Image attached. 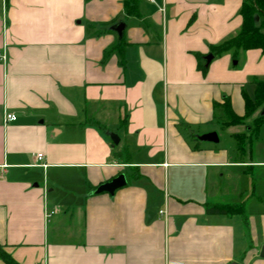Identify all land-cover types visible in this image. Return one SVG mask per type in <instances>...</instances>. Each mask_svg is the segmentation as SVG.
<instances>
[{"label":"crops","instance_id":"obj_1","mask_svg":"<svg viewBox=\"0 0 264 264\" xmlns=\"http://www.w3.org/2000/svg\"><path fill=\"white\" fill-rule=\"evenodd\" d=\"M125 1L0 0V245L19 264H264V181L244 180L264 157L197 137L226 97L243 116L264 79L260 49L198 67L239 29L242 0ZM118 21L121 55L105 53ZM224 178L246 225L205 212L228 202Z\"/></svg>","mask_w":264,"mask_h":264},{"label":"trees","instance_id":"obj_2","mask_svg":"<svg viewBox=\"0 0 264 264\" xmlns=\"http://www.w3.org/2000/svg\"><path fill=\"white\" fill-rule=\"evenodd\" d=\"M133 0H126L124 2V7L128 13H131L133 7L129 4ZM239 15L241 17V24L237 32L228 39L221 41L216 45H212L210 52L212 55H219L225 51L233 50L245 51L248 49H260L264 50V0H242ZM123 37H119L110 49L105 51L120 52L123 46ZM199 56L198 67L201 71L205 72L207 66L203 60L202 55ZM254 91L252 96H248L245 91H242L245 113L243 116H238L235 114L233 109L230 106L229 98L226 97L223 100L222 107L226 114L227 120L224 122L226 126L235 125L243 123L244 118L249 117L254 111L255 108L259 105L261 110L258 113L256 120V126L261 122H264V112H262L264 106V79L254 80ZM182 125V124H181ZM185 127V125H182ZM232 136L236 140V151L238 154L244 152V137L242 133H233ZM205 212L207 214H226L233 215L238 214L242 217L244 224H247L245 207L243 202H222V203H210L205 206ZM0 259L4 264H19L13 259V257L6 252L3 247L0 245Z\"/></svg>","mask_w":264,"mask_h":264},{"label":"rangeland","instance_id":"obj_3","mask_svg":"<svg viewBox=\"0 0 264 264\" xmlns=\"http://www.w3.org/2000/svg\"><path fill=\"white\" fill-rule=\"evenodd\" d=\"M237 60H238V63L235 64L234 62H237ZM230 62L231 64L232 63L234 64L231 66L233 69H240L244 63L241 52H239ZM251 95L252 94L250 92V96ZM261 106L262 105L257 106L255 108V111L249 117L244 118L243 123L229 125V126H226L224 123L227 120V118L225 117V115H223L222 113L223 111L215 110V118L213 122L211 123V125L208 127L212 128L211 130L216 132V134L218 135L219 141L216 144L218 146H222L225 148H231L233 153L236 152L237 158L242 157L243 159L249 162L256 160V159L263 158L264 157V122H261L260 124L256 126V120H255V118L257 117L258 113L261 110ZM208 127L196 126L194 128V131L199 132L201 130H205V128H208ZM233 133L243 134L245 150L241 154H238L236 151V140L232 136ZM242 169L245 172V168H242ZM262 169L264 168H257V167L254 168V171H253L254 179L249 169L244 180L246 181L247 184H249L250 187H251L252 181L256 182L258 186H261V181H264V176L262 175L263 174ZM229 183H230V180L224 178L222 184L226 186V189L228 190V192L225 193L226 195L223 197V200L228 201V202H234L235 200L234 198H236L235 193L231 190ZM248 192L250 193L249 190ZM260 196L264 200V195L261 194ZM246 198H247L246 194H242V196L238 200L241 201ZM253 203H257V202L254 201ZM257 204H255V206ZM251 208H252V202H250V205L248 206L246 210L247 213Z\"/></svg>","mask_w":264,"mask_h":264},{"label":"water","instance_id":"obj_4","mask_svg":"<svg viewBox=\"0 0 264 264\" xmlns=\"http://www.w3.org/2000/svg\"><path fill=\"white\" fill-rule=\"evenodd\" d=\"M124 27H125L124 22L118 21V22L114 23L113 25H111L110 29L112 31H114L118 35V37H121L123 30H124ZM212 57H213L212 53H208L207 55L204 56L206 66L208 65V63L210 62ZM234 63H236V62H234ZM262 112H264V106H263ZM108 135L112 141V144H117L119 142V138L116 135V133L109 132ZM197 137L201 141H209V142H217L218 141V135L214 131H210L207 133L197 135ZM125 182H126V180H125L124 174H119V175L115 176L114 178H112L111 180L99 184L96 188L92 189L90 191V193L94 194V193H100V192H109L112 194L115 189L123 186L125 184ZM259 255H260V257L264 258V245L261 247ZM228 264H240V263H238L237 261H232Z\"/></svg>","mask_w":264,"mask_h":264},{"label":"built area","instance_id":"obj_5","mask_svg":"<svg viewBox=\"0 0 264 264\" xmlns=\"http://www.w3.org/2000/svg\"><path fill=\"white\" fill-rule=\"evenodd\" d=\"M6 58L5 54L3 51H0V61H4ZM15 116L11 113H6L5 116H4V120L5 121H8V120H15ZM33 156L37 157V158H41L42 157V153H32ZM159 214H164V211L163 210H160L159 211Z\"/></svg>","mask_w":264,"mask_h":264}]
</instances>
